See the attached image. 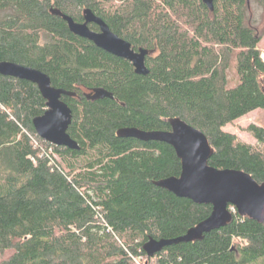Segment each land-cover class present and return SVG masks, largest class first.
<instances>
[{"label": "trees", "instance_id": "trees-1", "mask_svg": "<svg viewBox=\"0 0 264 264\" xmlns=\"http://www.w3.org/2000/svg\"><path fill=\"white\" fill-rule=\"evenodd\" d=\"M251 1L214 0L210 9L203 0H0V61L40 69L72 93L62 98L80 145L41 138L33 119L47 101L38 85L0 73V264H264V223L232 206L227 224L149 256L150 240L186 234L213 205L158 184L182 172L171 143L119 133L167 132L180 118L208 137L210 165L264 183V125L248 127L257 145L224 129L264 109V33ZM52 8L78 22L90 8L149 50V72L73 33ZM99 88L114 97L93 98Z\"/></svg>", "mask_w": 264, "mask_h": 264}, {"label": "water", "instance_id": "water-1", "mask_svg": "<svg viewBox=\"0 0 264 264\" xmlns=\"http://www.w3.org/2000/svg\"><path fill=\"white\" fill-rule=\"evenodd\" d=\"M203 2L210 9L214 8V0ZM51 11L66 20L73 33L93 41L98 47L116 56L131 61L137 73L149 72L146 65L149 50L145 48L135 50L131 42L113 32L103 18L90 8L83 10V22L76 21L58 8H52ZM91 23L98 25L100 31L92 29ZM0 73L38 85L47 101V110L33 119L36 132L41 138L55 145L80 148L79 143L68 132L72 122V109L62 98L64 94H72L71 92L54 86L51 77L44 71L17 62L0 61ZM104 96L114 97L103 88L94 89L93 98ZM171 125L172 130L167 132H146L130 128L119 133L144 140L159 139L171 143L181 158L182 172L179 176L165 178L158 184L196 203L212 204L213 211L207 219L190 228L184 235L150 240L145 246L148 255L152 256L164 246L175 242L201 238L205 232L227 224L232 219L229 206H234L241 215L264 223V183H260L245 171L210 165L208 160L212 154V147L206 134L180 118L172 119Z\"/></svg>", "mask_w": 264, "mask_h": 264}, {"label": "rangeland", "instance_id": "rangeland-1", "mask_svg": "<svg viewBox=\"0 0 264 264\" xmlns=\"http://www.w3.org/2000/svg\"><path fill=\"white\" fill-rule=\"evenodd\" d=\"M253 21L256 20V23L262 33H264V7L256 3L255 1H251V12ZM259 49L262 52V56L264 57V36L261 42L258 45ZM228 77L230 79V84H236L238 77L236 75L235 69L231 66L228 69ZM264 125V109H256L245 116L233 121L232 123L227 124L224 129L226 131L235 133L238 138L244 142L257 145L258 140L255 138L253 133L248 129L249 125ZM12 251H7L6 255L11 254Z\"/></svg>", "mask_w": 264, "mask_h": 264}, {"label": "flooded vegetation", "instance_id": "flooded-vegetation-1", "mask_svg": "<svg viewBox=\"0 0 264 264\" xmlns=\"http://www.w3.org/2000/svg\"><path fill=\"white\" fill-rule=\"evenodd\" d=\"M99 27V26H98ZM95 30V29H94ZM96 31H100V28H98V30H96ZM135 49V48H134ZM135 50H138V49H135ZM133 64V63H132ZM134 66V65H133Z\"/></svg>", "mask_w": 264, "mask_h": 264}, {"label": "built area", "instance_id": "built-area-1", "mask_svg": "<svg viewBox=\"0 0 264 264\" xmlns=\"http://www.w3.org/2000/svg\"><path fill=\"white\" fill-rule=\"evenodd\" d=\"M233 208H235L234 206H232Z\"/></svg>", "mask_w": 264, "mask_h": 264}]
</instances>
